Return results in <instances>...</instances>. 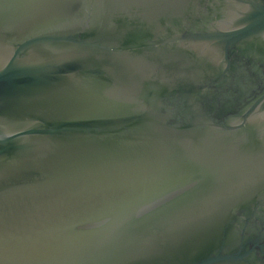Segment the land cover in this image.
Listing matches in <instances>:
<instances>
[{"label":"water","instance_id":"95a60500","mask_svg":"<svg viewBox=\"0 0 264 264\" xmlns=\"http://www.w3.org/2000/svg\"><path fill=\"white\" fill-rule=\"evenodd\" d=\"M0 264H264V0H0Z\"/></svg>","mask_w":264,"mask_h":264}]
</instances>
